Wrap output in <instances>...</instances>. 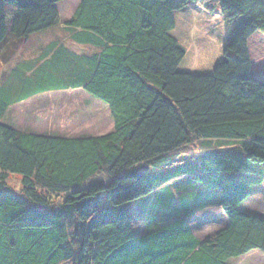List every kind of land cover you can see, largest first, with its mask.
I'll use <instances>...</instances> for the list:
<instances>
[{
	"label": "trees",
	"instance_id": "1",
	"mask_svg": "<svg viewBox=\"0 0 264 264\" xmlns=\"http://www.w3.org/2000/svg\"><path fill=\"white\" fill-rule=\"evenodd\" d=\"M64 1L0 0V264L264 256V214L250 208L264 187V82L249 44L264 38V0H80L61 24ZM190 5L220 10L230 28L209 75L178 70L186 52L175 14ZM58 26L63 38L18 56ZM72 90L107 107L111 132L62 137L7 124L10 107ZM205 209L222 219L209 235L191 223Z\"/></svg>",
	"mask_w": 264,
	"mask_h": 264
},
{
	"label": "rangeland",
	"instance_id": "2",
	"mask_svg": "<svg viewBox=\"0 0 264 264\" xmlns=\"http://www.w3.org/2000/svg\"><path fill=\"white\" fill-rule=\"evenodd\" d=\"M79 1L65 0L58 5L61 24L74 13ZM187 10L185 14L184 11L175 14L176 29L173 36L186 52L178 70L194 75H209L223 58L227 32L230 28L227 27L226 19L220 10L208 14L195 5L188 6ZM49 31L34 35L24 42L19 48L18 56L20 58L30 56L52 38L64 36L61 26ZM251 46L254 48L252 52L255 51L254 71L264 76V44L254 41ZM6 122L22 131L62 137L99 136L111 132L113 128L107 107L91 99L81 90L47 93L14 105L7 112ZM195 149L200 150L199 147ZM9 186L18 191L19 178L10 177ZM256 193L250 208L264 214V187ZM135 217L141 219L142 212L138 210ZM219 220L218 212L210 209L195 215L191 223L198 233L209 235L220 227ZM141 223L138 221L137 228L142 227ZM234 264H264V256L253 252Z\"/></svg>",
	"mask_w": 264,
	"mask_h": 264
},
{
	"label": "crops",
	"instance_id": "3",
	"mask_svg": "<svg viewBox=\"0 0 264 264\" xmlns=\"http://www.w3.org/2000/svg\"><path fill=\"white\" fill-rule=\"evenodd\" d=\"M186 18H188V17L186 16ZM254 41L262 42L264 44V38L261 35H255L249 41V44H250V56H251V59H252V69H253V73L256 74V75H258L260 77L259 81L264 82V78H263L264 76H262L260 73L254 71V65L255 64H254V61H253V55L255 54V51L252 52V49H254V48L251 46L252 42H254ZM206 210H209V209H205L204 211H206ZM215 211L218 212V216L220 218L219 222H220V225H221V222H222L221 221L222 220L221 219V213H220V211L218 209H215ZM206 220H207V218H206ZM207 222H209V221H207Z\"/></svg>",
	"mask_w": 264,
	"mask_h": 264
}]
</instances>
